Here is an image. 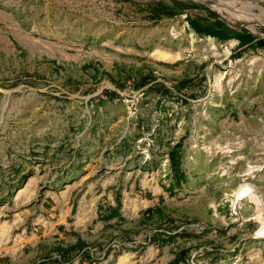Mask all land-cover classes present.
I'll list each match as a JSON object with an SVG mask.
<instances>
[{"label":"rangeland","instance_id":"obj_1","mask_svg":"<svg viewBox=\"0 0 264 264\" xmlns=\"http://www.w3.org/2000/svg\"><path fill=\"white\" fill-rule=\"evenodd\" d=\"M0 264H264V0H0Z\"/></svg>","mask_w":264,"mask_h":264},{"label":"trees","instance_id":"obj_2","mask_svg":"<svg viewBox=\"0 0 264 264\" xmlns=\"http://www.w3.org/2000/svg\"><path fill=\"white\" fill-rule=\"evenodd\" d=\"M211 36L218 37L220 39H226V38H236L239 40V43L241 45H247L249 43L254 42L256 37L253 34L250 33H238L234 32L229 27L225 26L223 22L220 20H216L213 23V30H210L208 32ZM263 40L261 39L259 43H261ZM174 158V156H173Z\"/></svg>","mask_w":264,"mask_h":264}]
</instances>
